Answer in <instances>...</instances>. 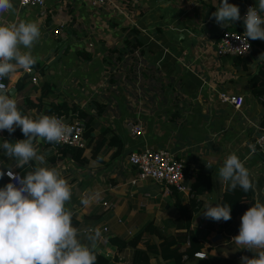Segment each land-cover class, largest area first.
Instances as JSON below:
<instances>
[{"label":"crops","instance_id":"obj_1","mask_svg":"<svg viewBox=\"0 0 264 264\" xmlns=\"http://www.w3.org/2000/svg\"><path fill=\"white\" fill-rule=\"evenodd\" d=\"M115 2L120 11L93 9L77 0H45L42 8L19 9L12 0L13 9L4 14L8 23L36 21L41 29L32 49L37 62L31 69L37 83L33 84L23 70L6 78L22 114L33 118L43 114L29 102L39 104L42 86L47 83L51 91L41 101L44 110L65 102L93 117L95 132L109 128L122 143L118 156L114 154L116 147H110L101 152L103 163L93 161L85 166L62 156L46 141L37 143L38 153L46 155L47 166L56 167L73 189L68 207L80 224L82 242L87 243L89 229L99 227L106 243L99 245L97 253L113 264H133V250L117 254L109 239L128 241L150 223L166 230L179 214L175 195L163 196L162 185L151 181L131 185L136 172L127 159L144 148L167 149L183 163L191 181L197 172L210 176L212 181L211 190L196 198L199 205L190 227L198 250L184 256L183 261L241 264V257L251 258L259 251L244 249L232 238L239 233L244 212L257 199L264 202V158L256 152L264 106L250 87V80L259 77L264 89V41L251 40L259 52L254 58L250 53L247 63L244 59L219 57L216 43L221 33L245 30L240 21L221 27L211 19L220 0L203 5L196 0ZM228 2L238 5L241 15L247 5H258V0ZM130 29L138 32L144 68H139L129 53L120 61L118 55L107 57L108 51L125 50L123 39ZM81 53L90 55V59H80ZM57 54L58 62L52 63ZM220 92L243 98L241 109L222 104L218 100ZM128 121L141 124L142 136L129 134ZM18 134H22L19 128L14 135L0 131V145L4 140L14 143L25 138ZM233 152L245 162L255 189L243 199L246 210L225 226L223 221L206 219L203 211L209 204H220L228 184L220 179L218 170ZM15 164V158H8L0 147V168L7 171ZM35 166L33 161L13 171L29 172ZM82 195L93 196L89 206L81 205ZM102 202L112 204L114 209L103 208ZM145 241L150 246L159 243L156 237ZM145 247L140 243L137 248ZM183 250L190 251L189 245L185 244ZM196 254L205 258L199 259ZM150 263L156 264L157 260L152 258Z\"/></svg>","mask_w":264,"mask_h":264},{"label":"clouds","instance_id":"obj_2","mask_svg":"<svg viewBox=\"0 0 264 264\" xmlns=\"http://www.w3.org/2000/svg\"><path fill=\"white\" fill-rule=\"evenodd\" d=\"M12 9V0H0V82L18 70H30L37 62L32 49L41 36L40 26L36 21L8 23L4 14ZM211 19L221 27L243 20L244 39L264 41V0L249 7L243 17L238 5L220 0ZM17 128L25 138L14 143L4 140L0 145L8 158L16 160L7 172L0 168V179L7 175L10 180L0 187V264H96L97 249L106 238L97 227L89 229L87 243L82 242L80 230L72 223L74 212L68 207L73 189L56 167L47 166L46 155L37 149L41 141L60 143L72 129L55 115L22 114L12 90L0 83V131L11 135ZM33 161L37 166L23 176L13 171ZM218 175L230 190L238 186L245 193L255 189L249 169L235 152L224 159ZM92 200L93 196L82 195L80 203L87 207ZM203 216L227 222L231 205L209 204ZM232 241L249 251L259 250L251 258L241 257V264H264V202L257 199L244 212ZM198 258L205 257L198 254Z\"/></svg>","mask_w":264,"mask_h":264},{"label":"trees","instance_id":"obj_3","mask_svg":"<svg viewBox=\"0 0 264 264\" xmlns=\"http://www.w3.org/2000/svg\"><path fill=\"white\" fill-rule=\"evenodd\" d=\"M244 31L245 30H241L240 32ZM249 40L251 42V39ZM140 44L141 43L138 41V32L134 29H130L126 32L123 39V46L125 50L119 51L118 49H114L112 51H108L107 57L111 58L114 55H118L117 59L120 61V58L124 54H131L135 49L140 47ZM258 52L259 49L255 50L251 42V58L256 57ZM79 56H81L79 57L80 59H82L83 56L87 57V59H90V55L88 54L85 55L81 53L79 54ZM234 59H244L245 63L249 61L246 58ZM105 61L107 62V59H105ZM250 87L253 95L256 98L264 96V89L261 88V79L259 77H253L250 80ZM50 91V85L44 83L41 89V99L40 102H38L39 104L32 105L31 102H29V104L34 108L43 110L44 115L64 116L66 118L71 117L72 119L81 120L84 123L83 136L87 142L86 148L77 149L63 147L58 150V152L62 156L71 159L79 166H85L93 161L99 164L103 163L101 152L104 149L115 146V156H118L121 153L122 143L120 138L113 132H111L109 128L101 129L100 131L95 132L96 122L93 117L87 114L86 111L78 110L74 106H68L65 102L57 104L54 109H51L52 106H49V109L44 110V106L41 104V101L49 97ZM262 105L264 106V102L262 103ZM260 126L261 129H264V116L261 119ZM12 134L14 135V133ZM18 136L19 138L24 137L23 134H18ZM86 153L89 154L88 159L86 157ZM27 172L28 170H24L22 172L17 171L15 173H19L21 176H23ZM183 173L185 179L189 181V186L194 196L191 200L184 201L180 197V194L176 193L175 191L172 192V194L175 195L176 199L175 206L178 210V217L170 221L169 227L166 230L161 231L152 223H150L128 241L117 237L110 238L109 242L113 247H115L117 254L121 253L125 249H132L134 254L133 264H151L150 260L152 258H155L157 260L156 264H162L160 263L161 261L169 264H186L185 261H183V257H188L198 250V248L196 247L197 241L191 235L190 227L193 221L194 213L199 205V202H197L196 198L198 196L204 195L211 190L212 181L210 176L205 175L201 172H197L192 181L191 178L187 175L185 169ZM7 183L8 180L5 177H3V179H0V187H3ZM246 195L247 193H245L239 186L235 190H230L229 187L225 189V193L220 200V204L231 205V219L227 222L223 221L225 226L231 225L236 217L246 210V206L243 203V199ZM72 223L74 227L79 228L80 224L76 220L75 214L73 216ZM151 237H156L157 239H159V243L151 246L148 245L149 243L148 241H145V239ZM187 242H189L190 251L185 252L183 249ZM140 243L146 244L145 249L137 248ZM96 264L113 263L102 255L97 254Z\"/></svg>","mask_w":264,"mask_h":264},{"label":"built area","instance_id":"obj_4","mask_svg":"<svg viewBox=\"0 0 264 264\" xmlns=\"http://www.w3.org/2000/svg\"><path fill=\"white\" fill-rule=\"evenodd\" d=\"M14 4L19 9L24 8H42L45 5V0H13ZM82 4L93 9H100L104 11L112 12L119 10L115 0H77ZM211 0H196L199 5L206 4ZM252 5H247L241 17H243L247 9ZM240 22H243L241 20ZM57 33V32H56ZM244 32L240 31H223L216 43V53L219 57H231V58H246L251 53V42L246 41L243 36ZM250 45V47H248ZM130 56L134 59L133 62L139 64V68H144L141 63L139 48L135 49ZM24 74L30 78L33 84L37 83V77L33 69L23 70ZM7 88V79L2 82ZM218 100L222 104H227L233 107L235 110H240L243 106V98L235 95H230L225 92L218 94ZM260 103L264 102V96L258 98ZM65 122L66 117L57 116ZM71 118V117H70ZM66 123V122H65ZM71 129V133L65 137L60 143H53L54 150H59L63 147L85 149L87 142L83 136L84 123L78 119H70L66 123ZM127 129L132 137H140L143 134V128L141 124L134 123L132 121L127 122ZM256 152L264 158V129L260 130V134L256 139ZM128 164L135 170V176L131 181V185L135 186L139 182L151 181L156 184H160L164 187L163 196H169L173 191L186 197L187 201L193 198V193L189 184L184 177V165L178 161L174 155L167 149H152L144 148L137 152H133L128 156ZM7 172V171H5ZM19 174V173H17ZM20 175V174H19ZM8 182H10L7 175L4 176ZM102 206L105 209H114L112 204L102 202ZM106 232V230H104ZM189 245V242H187ZM195 256H198L196 254ZM200 256V254H199Z\"/></svg>","mask_w":264,"mask_h":264},{"label":"water","instance_id":"obj_5","mask_svg":"<svg viewBox=\"0 0 264 264\" xmlns=\"http://www.w3.org/2000/svg\"><path fill=\"white\" fill-rule=\"evenodd\" d=\"M240 26H241L242 29H245V25H244L243 22H240ZM59 57H60V54H57L56 57H55V59H54V61L52 63H57ZM47 60H48V57L46 58V60L44 62H46ZM70 119H71L70 117L66 118L65 119V122L68 123L70 121Z\"/></svg>","mask_w":264,"mask_h":264}]
</instances>
